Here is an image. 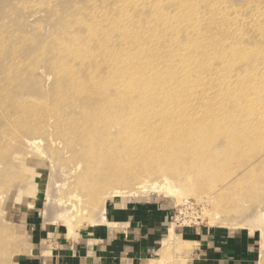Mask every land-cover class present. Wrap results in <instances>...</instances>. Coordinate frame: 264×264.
I'll return each mask as SVG.
<instances>
[{
  "label": "bare ground",
  "instance_id": "6f19581e",
  "mask_svg": "<svg viewBox=\"0 0 264 264\" xmlns=\"http://www.w3.org/2000/svg\"><path fill=\"white\" fill-rule=\"evenodd\" d=\"M153 1L119 0L115 4L118 14L110 15L104 9H97L100 12L95 16L92 13L90 20L76 23L84 26H81V30L85 28L83 37L70 35L67 43L51 49L57 54L66 53L70 59L56 63L60 75L57 81L64 78L68 82L65 93L42 104L26 90L28 94L14 96L19 97L15 106L17 110L31 109L28 113L35 112L36 115L12 116L9 121L15 122L20 130L24 129L16 137L19 141L23 132L37 133L45 129L44 119L60 117L59 110L64 106L87 105L92 100L96 109L90 113L98 110L102 115L85 124L82 122L86 129L78 139L80 150L74 156L80 160L82 171L72 187L88 196L95 192L93 197L97 195V202L95 197L91 199L94 208L106 198L119 199L126 193L136 194L144 192L149 186H156L157 183H150V176L163 179L160 190H170L171 178L184 175L187 184L190 182L193 187L203 185L206 178L221 177V183L214 180L220 186L213 195L223 191L229 194L213 205L216 211L227 213L237 205L234 200L237 202L240 199L239 191L253 184L252 178L247 185V182L240 183L241 176L249 173L255 178L253 168L258 164H261V168L258 167L261 171L264 169V33L250 36L245 32L254 26L252 21L255 17L264 18V10H254L251 18L244 20L230 18L217 7L214 13L207 14L215 17L208 31L205 24L201 25L206 14L194 10V17L184 33L187 41L197 44L189 47L174 42L167 45L161 39L152 37L148 39L147 32L150 31L163 37L170 34V40L178 37V29L158 23L169 14L168 11L161 14L153 12L156 21L150 18L151 13L149 18L143 19V5L145 7ZM160 1L156 0V4ZM189 1L196 8L207 2ZM180 5L178 1L176 20L179 19ZM78 28L69 33L78 32ZM201 29L206 34L198 38ZM231 32L238 36H230ZM224 33L229 35L227 40L240 48L222 45L221 35ZM218 34L219 38L214 41L213 37ZM209 36L211 40L207 38ZM246 40L260 41L261 45L247 47L244 45ZM225 48L230 53L224 54ZM245 49H250V53ZM212 55L214 57H210ZM205 59L206 62L203 61ZM217 61L221 63L220 72L213 71ZM17 67L15 65L11 69L13 73L17 72ZM237 75L248 79L242 78L243 82L233 84L232 80L237 79ZM1 91L13 90L3 88ZM116 96L117 99H112ZM74 97L78 100L71 103ZM41 113L45 115L40 116ZM83 124L79 121L75 125ZM206 148L210 150L207 156L204 152ZM245 161L248 162L244 164ZM77 169L81 170L80 165ZM188 169L194 173L188 172ZM251 170L253 173H250ZM250 175L247 174L248 177ZM252 192L250 196L254 194ZM261 201L256 202L261 206ZM107 207L103 208L101 218L92 223L105 221Z\"/></svg>",
  "mask_w": 264,
  "mask_h": 264
},
{
  "label": "rangeland",
  "instance_id": "374dc122",
  "mask_svg": "<svg viewBox=\"0 0 264 264\" xmlns=\"http://www.w3.org/2000/svg\"><path fill=\"white\" fill-rule=\"evenodd\" d=\"M117 1L119 0H0V78L2 79H0V264H21L22 259L31 250L33 226L38 223L47 226V228H56L69 236H76L84 231L93 230L96 226L107 224L106 220L102 221L103 223L94 224L101 218L104 207L123 206L131 200L139 199L156 200L170 208L174 213V225L179 234L180 232L195 231L200 227H207L222 230L227 234L242 232L249 235L257 248L256 264H264V169L262 171L259 169L261 164L256 165V168L255 166L252 167L256 173V179L249 173L243 177L239 173L243 178L239 180L240 183L247 182V185L249 181L251 183L252 179L254 180L252 186L249 185V188L252 189L250 190L248 187L245 190L239 189V196L245 195L246 198H244L245 196L240 197L237 202L234 200L237 205L235 204L234 208L229 209L224 214L220 210L216 211L217 209L213 205L217 200L225 198L229 194L228 191H223L217 196L213 195L214 190L220 186H217L214 180L221 183V177H214L210 180L206 178L203 185L193 187L190 182V185L187 184V178L184 175H174L171 178L172 180L169 181L170 190H160V187H163L160 186L163 179L154 175L150 176V183L154 184L155 182L159 186H149L150 188L144 192L136 194L126 193V196L119 199L106 198V200L104 199L105 202L101 200L100 206L94 208L91 199L95 197L96 201L97 195L93 197L95 192L88 196L86 193L75 191L72 187L75 178L82 171L80 160L74 156L80 150L78 139L84 134L82 132L86 129L84 124L102 115L98 110L94 111L93 114L90 113L96 109L92 100L88 101L87 105L82 103L77 107L64 106L59 110L60 117L49 116L44 119L45 129H41L37 133L23 132L22 138L19 141L16 140L17 135L24 129L20 130L15 122L9 121L12 119L11 117L22 118L26 115L34 116L36 113H28L31 109L17 110L15 105L17 104L16 99L19 97L14 96L30 93L29 95L38 98L42 104H45L54 96L64 94L68 82L64 78L57 81L60 75L57 73L56 63L70 61V59L64 52L57 54L56 51H52V47L67 43L70 35L78 34L83 37L85 28L81 30L82 22L90 20L92 13L95 16L103 9L110 15L116 13L115 4ZM178 1L181 3V8L179 7L178 10L179 19L176 20L175 11L178 7ZM263 1L207 0L204 5H200V8H196V5L189 0H161L157 4L155 0L145 7L143 5V19L149 18L151 13L150 18L156 21L153 12L161 14L163 11H168L169 14L158 23L167 24L163 25L167 28L172 26L174 29H178L176 31L177 39L170 40V34L163 37L162 34L157 35L155 32L151 34V31L147 32L148 39L152 37V39H161L167 45L174 42L191 47V44L196 45L197 43L187 41L184 31L194 17V10L206 14L201 25L205 24L208 31L215 17H211L212 14H207L214 13L217 7H220L223 14H227L230 18L237 17V19L247 20V18H251V13L254 10H264ZM251 6L252 9H250ZM185 10V13L179 14ZM263 20L264 18L255 17L252 21L254 26L245 32L249 33L250 36L264 33ZM76 23L82 24L77 25ZM75 28H78V32L69 33L70 30H77ZM198 33H200L198 38L206 34L203 29ZM228 36V33L221 35L222 45L240 48V46L234 45L233 41L227 40ZM230 36H238V34L231 32ZM207 38L211 40L210 36ZM218 38L219 34L214 36L213 40ZM244 45L256 47L261 45V42L246 40ZM245 50L250 53V49ZM193 52L196 51L193 50ZM228 53L230 51L225 48L224 54ZM203 61L206 62L207 59ZM214 64L216 68L213 71L220 72L222 69L220 61ZM15 65H18L17 72L19 73L14 72V74L11 69L15 68ZM237 76L238 80H232L233 84L243 82L242 78L248 79ZM3 79H6L5 82H1L4 81ZM246 80L244 79V81ZM3 88H11L13 91L2 93ZM117 97L112 99H117ZM77 100L78 97H74L71 103ZM43 114L41 113L40 116ZM79 121L81 124L84 122V124L76 127L75 124H79ZM14 140L17 142H13ZM209 151L207 148L205 149L206 156ZM244 154L242 153L243 156ZM77 165H80L81 170L77 169ZM75 169L77 170L75 171ZM187 171L194 173L190 169ZM247 174L250 176L248 177ZM253 185L254 187L257 186L255 189L258 191L254 190ZM123 187L124 185L121 186V188ZM250 191H254L255 195L260 191V194L258 193L256 196L251 194L250 196ZM73 194L82 197L71 196ZM236 196L238 195L236 194ZM69 197L74 198L70 199ZM259 198L263 201H261L263 203L261 206L259 205ZM74 205L76 208L72 209ZM108 207L106 211H108ZM214 208L213 213L212 209ZM179 238L172 230L165 243L167 245L177 239L180 242Z\"/></svg>",
  "mask_w": 264,
  "mask_h": 264
},
{
  "label": "crops",
  "instance_id": "0c3cea01",
  "mask_svg": "<svg viewBox=\"0 0 264 264\" xmlns=\"http://www.w3.org/2000/svg\"><path fill=\"white\" fill-rule=\"evenodd\" d=\"M170 208L156 200H131L108 208L105 225L69 236L33 226L31 250L21 264H256L249 235L214 228L180 234ZM174 230L180 242L166 245ZM182 246V247H181Z\"/></svg>",
  "mask_w": 264,
  "mask_h": 264
}]
</instances>
